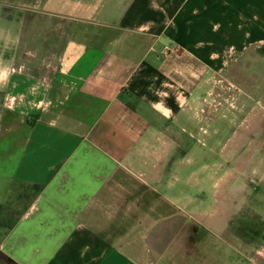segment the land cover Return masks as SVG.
Masks as SVG:
<instances>
[{
  "label": "crops",
  "instance_id": "crops-1",
  "mask_svg": "<svg viewBox=\"0 0 264 264\" xmlns=\"http://www.w3.org/2000/svg\"><path fill=\"white\" fill-rule=\"evenodd\" d=\"M236 66L256 79L221 109ZM257 149L264 0H0V204L41 187L0 225V264H148L157 228L225 202L264 264Z\"/></svg>",
  "mask_w": 264,
  "mask_h": 264
},
{
  "label": "rangeland",
  "instance_id": "rangeland-1",
  "mask_svg": "<svg viewBox=\"0 0 264 264\" xmlns=\"http://www.w3.org/2000/svg\"><path fill=\"white\" fill-rule=\"evenodd\" d=\"M220 77L223 82L218 84L217 93L222 94L221 109L244 110L243 103L247 100L241 98L243 91L249 90L251 81L256 79L252 70L245 66L231 67ZM227 136L224 134L222 140ZM243 153L247 157V147L236 149V156ZM37 192L33 185L13 186L12 199L2 204L0 209V225L8 227L18 220ZM226 207L225 202L220 206L224 211L209 212V219H205L204 225L189 220L187 228L175 226L181 220L177 215V221L173 218L171 229L157 228L156 238L150 244L148 264H247V212L229 213ZM211 219L220 221V226H206Z\"/></svg>",
  "mask_w": 264,
  "mask_h": 264
},
{
  "label": "trees",
  "instance_id": "trees-1",
  "mask_svg": "<svg viewBox=\"0 0 264 264\" xmlns=\"http://www.w3.org/2000/svg\"><path fill=\"white\" fill-rule=\"evenodd\" d=\"M36 186V189H37V191H39L40 189H41V187L40 186H38V185H35ZM2 208V204H0V209Z\"/></svg>",
  "mask_w": 264,
  "mask_h": 264
},
{
  "label": "clouds",
  "instance_id": "clouds-1",
  "mask_svg": "<svg viewBox=\"0 0 264 264\" xmlns=\"http://www.w3.org/2000/svg\"><path fill=\"white\" fill-rule=\"evenodd\" d=\"M4 74L6 75V70H5V73Z\"/></svg>",
  "mask_w": 264,
  "mask_h": 264
}]
</instances>
